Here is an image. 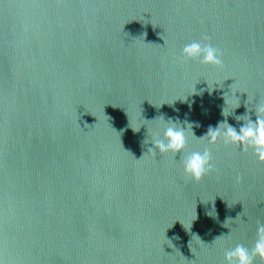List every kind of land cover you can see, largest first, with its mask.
<instances>
[{"label": "water", "instance_id": "obj_1", "mask_svg": "<svg viewBox=\"0 0 264 264\" xmlns=\"http://www.w3.org/2000/svg\"><path fill=\"white\" fill-rule=\"evenodd\" d=\"M205 35L223 65L181 61ZM259 101L264 0H0V264H225L264 163L197 138ZM168 120L210 149L200 181L148 151Z\"/></svg>", "mask_w": 264, "mask_h": 264}, {"label": "clouds", "instance_id": "obj_2", "mask_svg": "<svg viewBox=\"0 0 264 264\" xmlns=\"http://www.w3.org/2000/svg\"><path fill=\"white\" fill-rule=\"evenodd\" d=\"M210 40L211 38L205 35L199 41L193 40L185 44L180 54L181 61L198 60L204 65L222 66L223 53ZM255 113V121L248 115L236 118L245 121L238 131L236 127L224 121L215 128L210 126L207 133L201 138L194 135L191 124L184 127L178 121L168 120L162 138L153 139V147L149 148L148 151L153 156L156 155L157 150L160 154L168 152L174 155L180 154L185 175L197 182L213 171L214 165L212 164L211 151L207 147L203 151H192L186 155L184 154L187 144L186 132L188 130H191L197 139L207 138L209 144H215L218 140H223L224 144L235 145L245 152L251 149L257 161L264 163V101H259L256 104ZM239 179L237 177V180ZM257 258L261 264H264V222L261 221H257L256 238L250 248L243 244H236L235 247L226 250L224 253L225 264H254Z\"/></svg>", "mask_w": 264, "mask_h": 264}]
</instances>
